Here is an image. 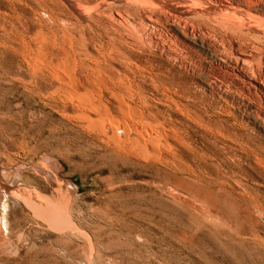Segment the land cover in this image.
Listing matches in <instances>:
<instances>
[{
	"label": "rangeland",
	"instance_id": "1",
	"mask_svg": "<svg viewBox=\"0 0 264 264\" xmlns=\"http://www.w3.org/2000/svg\"><path fill=\"white\" fill-rule=\"evenodd\" d=\"M26 1L30 2V7L9 4L8 0H0V11L2 12H0V264H264V215H262L264 212V192H262L264 191V129L254 118L255 114L236 102L219 101L217 94L209 90L198 89L197 84L207 89L208 83L207 79L200 76L194 77L197 84H192V88L199 95L214 100L212 106L200 108L201 112L207 111L212 115L210 123L207 120L199 121L193 113H190L191 109L195 108L194 104H190L192 101L187 102L186 98L184 100L183 97H179L180 95H177L174 90H169L166 94L170 97L175 95L176 100L180 98L177 100L179 107H173L178 113L174 114L172 110L163 105L158 100L161 93H157L151 87L155 72L149 66L152 52L146 50L140 53V48H138L142 42V35L139 36L141 33H138L137 27L139 18L142 16L141 12L143 13L144 10L141 6L135 7V4H132V9L131 5L126 2L127 0L113 2L111 0L110 4L113 6H106L109 0L108 2L106 0H81V2L75 0L82 3L81 7L75 9L58 4L57 0H44L41 6L36 4L38 0ZM103 2L102 7L96 8L97 3ZM83 3L92 5H88V8ZM116 3L122 9L115 7ZM127 4L131 7L130 14H135V17L132 15V20L130 19L132 16L128 15L129 7L126 9ZM85 7H87L86 12L81 13L82 11L79 10ZM113 9L114 11L109 13V10ZM140 9L143 10L140 11ZM93 12L97 14L105 12L104 15L101 14L104 17L118 14V12L119 14L127 13L126 23H129V27L124 24V38L117 39L115 32L109 26H105L107 24L103 23L104 21ZM136 13H139L140 17L139 15L136 17ZM130 20L133 22L131 23ZM134 20L137 21V23L135 21L136 24ZM40 33L43 34L42 39H40ZM129 36L135 41L132 39L134 42L130 40L128 43ZM43 39L48 43L43 42ZM64 39L67 41L65 42ZM52 40L60 43L56 44ZM68 42L75 45H70ZM61 45H63L62 48ZM63 48L77 63L82 65V67L80 65L79 72L84 78L91 74L88 64L98 60L103 61V63L99 61L100 66L105 65L102 68L111 78H115L121 69L130 72L132 74L130 76L135 77L132 79L129 76L130 80L125 90H121L123 98L127 101L124 100L127 103L132 100L134 102L131 101V103L136 104L140 109H146L148 105L143 95L147 96L153 101L151 105L155 107L154 113L156 115L162 113L166 118H170V126L176 129L168 135L169 137L155 135L161 137V160L158 157L155 158L151 149L147 156L138 151H122L124 155L120 150H115L109 133L106 134L105 129L110 127L111 123L108 122L103 105L108 104L114 116L119 118L121 116L117 115L113 105L109 83L98 82L97 89L93 92L95 97L92 98L91 105L88 103L86 105L81 102V95L85 92L83 89L78 90L76 86L73 88L58 86L52 80L47 72L48 66L52 64L51 61L54 65H58L57 59L64 54ZM40 55L47 59L44 60ZM56 55L58 56L55 57ZM121 55L124 56L121 57ZM38 57L40 60L37 59ZM130 59L138 65L145 64L147 70L131 65ZM37 60L42 63L38 64ZM36 65L39 67L37 68ZM130 65L133 67L131 68ZM127 66L131 69H126ZM39 68L42 70H36ZM34 69L37 71L36 74ZM143 78L144 83H141ZM34 80L38 86L35 85ZM28 83L31 84L28 85ZM54 92L56 95L52 94ZM75 93H79V96ZM108 100L112 104H109ZM187 105L193 108L189 109ZM94 106H100L99 115L94 114ZM85 113L91 114L92 120L101 122L104 129H95L89 120L85 119ZM79 114L84 118L79 117ZM132 120L138 122L139 126L147 123L140 122L133 117ZM145 125L147 126L148 123ZM121 129L125 131L126 127L122 125ZM176 133L181 135L178 136ZM181 136H185L184 139ZM186 137H189V142ZM167 138L172 143L174 142L173 149L166 147L165 139ZM180 138L186 141H181ZM236 141H239V144ZM249 144L252 145L251 148ZM243 146L245 148H242ZM177 148H179L178 151ZM250 149H255V151ZM238 152L244 157H241ZM173 154H177L178 157L175 158ZM231 157L232 159H229ZM162 159L165 160L162 161ZM166 163V167L169 166L167 168L163 166ZM178 168L180 170L182 168L179 173ZM169 171L172 173L170 174ZM183 173L189 177L184 176ZM244 189L247 190L244 191ZM254 197L257 200H252ZM259 198L261 202H258ZM251 201L255 202L251 203ZM258 204L260 206L257 208ZM47 206H54L51 208L53 214L58 212L55 208L60 211L58 214L62 212L60 216L57 215L61 217V220L55 214V220L52 221L50 217L52 213ZM45 207L51 214L45 211ZM260 207H262L260 209L262 213L257 211ZM61 222L63 224H57ZM222 223L226 225V228H230L223 229L225 225ZM230 229L233 237L229 232ZM246 232L250 234L246 235ZM259 238L261 239L258 240ZM245 241L247 244L243 245Z\"/></svg>",
	"mask_w": 264,
	"mask_h": 264
},
{
	"label": "bare ground",
	"instance_id": "2",
	"mask_svg": "<svg viewBox=\"0 0 264 264\" xmlns=\"http://www.w3.org/2000/svg\"><path fill=\"white\" fill-rule=\"evenodd\" d=\"M9 4H14V5H18V6H22V7H30V2L26 1V0H13L10 1L8 0ZM31 1V0H30ZM91 1V0H89ZM98 1V0H97ZM108 2V0H106ZM105 1V2H106ZM109 0V4L107 3V5H112L110 4ZM115 0H112V2ZM5 2V1H4ZM44 0H38L36 2V4L38 6H41V3H43ZM81 2V0H80ZM93 2V1H92ZM127 3H129L132 7V4H135L136 6H141L143 9H140V11L143 10V13L141 12L142 16L140 17L139 13L136 15V17H138L139 15V23L137 24L138 27V33H141L139 36L142 37V42L141 44H139L140 48V53L141 52H145L146 50L151 51L152 52V60L150 61L149 66L153 69L154 72V77L152 79H154V82L152 83V80L150 81L153 86H151L153 89L157 91V93H161L160 97L158 98V100L165 105L168 109L172 110L174 112V114H177L178 112H176V110L173 109V107L178 108L179 107V100L177 97V100L175 99V95L173 96H169L166 93L169 90H174L177 95H180L179 97H183V99L185 100V98L187 99V102L192 101V103L190 104H194L193 106H195L194 109H191V107L189 108V106L187 105V107L189 109H191L192 112L195 115V117H197V119H199V121H209L212 118V115L207 112L203 113L201 112L200 108L202 107H210L214 104V100L213 99H209L206 96L203 95H199L196 91H194V89L192 88V84H195V80L194 77L200 76V77H204L205 79L208 80L207 83V89H205L204 86L197 84L198 89H204V90H209L211 92H213V94L215 93V95L217 94L218 96V100L222 101V102H226L227 100L232 101L233 103L236 102L240 105H242L243 107H245L246 109H249L250 111H252L255 114L256 121L258 123H260L261 127L264 129V0H127ZM124 1V3H126ZM33 3V1H32ZM58 4H62V5H66L69 6L71 8H77V7H81L82 3L76 2L75 0L71 1V0H57ZM85 3H88V1H85ZM104 4L100 3V4H96L97 7L96 8H100L102 7ZM115 4V3H114ZM83 5H90L89 4H84ZM92 5V4H91ZM90 5V6H91ZM94 5V4H93ZM95 5V6H96ZM121 5V4H119ZM129 5V6H130ZM113 6V5H112ZM122 6V5H121ZM125 6V5H124ZM128 4H127V8L128 9ZM134 6V5H133ZM16 7V6H15ZM65 7V6H64ZM68 7V8H69ZM87 7L82 8L79 11H82L81 13L86 12ZM93 7V6H92ZM115 7H119L116 3ZM131 7H129L128 9V15L130 14V9ZM140 7V8H141ZM6 8V7H5ZM4 8V9H5ZM42 8V7H41ZM63 8V7H62ZM70 8V9H71ZM89 8V7H88ZM91 8V7H90ZM122 9V7H119ZM118 8V9H119ZM23 9V8H22ZM32 9V8H31ZM45 9V8H44ZM67 9V7H66ZM65 9V10H66ZM86 9V10H85ZM110 9V7H109ZM117 9V8H115ZM117 9V10H118ZM125 9V8H123ZM125 9V10H126ZM133 9V7H132ZM136 9V8H134ZM6 10V9H5ZM24 10V9H23ZM34 10V9H33ZM85 10V11H83ZM92 10V9H91ZM101 10V9H100ZM108 10V9H107ZM116 10V12H117ZM138 10V9H137ZM136 10V11H137ZM94 11V9H93ZM99 11V10H98ZM105 11V10H103ZM111 11L113 12V10H109V13H111ZM127 11V10H126ZM123 10V12H126ZM134 11V10H133ZM139 11V10H138ZM1 12V11H0ZM14 12V11H13ZM21 12V11H20ZM46 12V11H45ZM102 12V11H101ZM108 11H106L107 13ZM132 12V11H131ZM2 13V12H1ZM35 13V12H34ZM52 13V12H51ZM69 13V12H68ZM76 13V12H75ZM97 15V17L99 19H101L102 21H104L103 23L107 24L105 26H109L114 32L115 35L117 36V39H123L124 38V34H123V29H125L124 24L126 25L127 23V16L126 14H110L108 16V14H106L108 17H104L102 15H104L105 12L99 13L97 14L96 12H93ZM115 13V12H114ZM41 14V13H39ZM72 14V13H71ZM102 14V15H101ZM9 15V14H8ZM7 15V16H8ZM37 15V14H36ZM79 15V14H78ZM105 15V16H106ZM131 16L135 14H130ZM157 17H156V16ZM19 16V15H18ZM41 16V15H40ZM39 16V17H40ZM68 16V15H67ZM75 16V15H74ZM92 16V15H91ZM90 16V17H91ZM3 17V16H2ZM14 17V16H13ZM28 17V16H27ZM79 17V16H78ZM25 18V17H24ZM55 18V17H54ZM52 18V19H54ZM129 18V17H128ZM29 19V18H28ZM59 19V18H58ZM80 19V18H79ZM130 19H133L130 17ZM40 21V19H37ZM82 20V19H81ZM90 20V19H89ZM88 20V21H89ZM130 20V22H131ZM138 20V19H137ZM129 21V20H128ZM136 20H134L135 23ZM81 22V21H80ZM96 22V21H95ZM133 22V21H132ZM131 22V23H132ZM42 23V22H41ZM59 23H61L59 21ZM101 23V22H100ZM130 23V24H131ZM137 23V21H136ZM135 23V24H136ZM70 24V23H69ZM99 24V23H98ZM33 25V24H32ZM59 25V24H58ZM71 25V24H70ZM69 25V26H70ZM129 27V23L127 24ZM126 25V27H127ZM40 26V25H39ZM102 25H100L101 27ZM14 27V26H13ZM42 28V27H41ZM53 29V28H52ZM63 29V28H62ZM68 29V27L66 28ZM85 29V28H84ZM127 29V28H126ZM5 30V29H4ZM61 30V29H60ZM93 30V29H92ZM49 31V30H48ZM70 31V30H69ZM133 31V30H132ZM135 31V30H134ZM41 32V31H40ZM43 32V31H42ZM50 32V31H49ZM75 32V29H74ZM105 32V31H104ZM129 32V31H128ZM19 33V32H18ZM24 33V32H22ZM69 35V32H67ZM77 33V32H76ZM45 34V33H44ZM71 34V33H70ZM91 34V33H90ZM110 34V33H109ZM112 34V33H111ZM110 34V35H111ZM126 34V33H125ZM129 34V33H128ZM133 34V33H132ZM43 35L42 33H40V36ZM54 35V34H53ZM66 35V33H65ZM82 34H80L81 36ZM103 35V34H102ZM113 35V34H112ZM127 35V34H126ZM125 35V36H126ZM11 36V35H10ZM9 36V37H10ZM39 34L38 37L40 38ZM84 36V35H83ZM96 36V35H95ZM138 36V35H137ZM28 37V36H27ZM45 37L47 38L46 34ZM44 37V38H45ZM52 37V35H51ZM50 37V38H51ZM82 37V36H81ZM108 37V35H107ZM128 37V36H127ZM134 37V36H133ZM136 37V36H135ZM30 38V37H29ZM37 38V39H39ZM53 38V37H52ZM57 38V37H54ZM67 38V37H66ZM84 38V37H83ZM18 39V38H17ZM23 39V38H22ZM28 39V38H27ZM36 39V38H35ZM42 39V36L41 38ZM58 39V38H57ZM72 39V38H71ZM79 39V38H78ZM86 39V38H85ZM94 39V37H93ZM102 39V38H101ZM100 39V40H101ZM114 39V37H113ZM112 39V40H113ZM116 39V40H117ZM129 40L128 43H130V40L133 41L134 39L131 38V36H129V38H127ZM133 39V40H132ZM5 40V39H4ZM44 40V39H43ZM42 40V41H43ZM80 40V39H79ZM104 40V38H103ZM127 40V41H128ZM22 41V40H20ZM31 41V40H30ZM41 41V40H40ZM39 41V42H40ZM41 41V42H42ZM47 41V40H46ZM46 41L44 40L43 42L46 43ZM54 40H52L53 42ZM64 41L66 42L67 39ZM63 41V43H64ZM88 41V40H87ZM111 41V40H110ZM121 41V40H119ZM123 41V40H122ZM135 41V40H134ZM133 41V42H134ZM37 42V41H36ZM50 42V43H52ZM72 42V41H71ZM75 42V41H74ZM83 42V41H82ZM112 42V41H111ZM126 43V41H123ZM122 42V43H123ZM26 42H24L25 44ZM28 43V42H27ZM48 43V42H47ZM46 43V44H47ZM54 43L58 44L60 42L57 43V40L54 41ZM70 42H68L69 44ZM116 43V42H115ZM120 43V42H119ZM41 44V43H40ZM40 44L39 47H40ZM44 44V43H43ZM45 44V45H46ZM53 44V43H52ZM55 44V45H56ZM72 43H70L71 45ZM99 44V43H98ZM114 44V43H113ZM121 44V43H120ZM6 45V44H5ZM26 45V44H25ZM54 45V44H53ZM65 45V44H64ZM75 45V44H72ZM115 45V44H114ZM130 45V44H129ZM58 47V45H56ZM55 46V47H56ZM63 45H61L62 48ZM68 46V45H67ZM102 46V45H100ZM12 47V46H11ZM42 47V46H41ZM44 47V46H43ZM42 47V48H43ZM52 47V46H51ZM72 46H70V50H72L73 48H71ZM74 47V46H73ZM82 47V46H81ZM98 47V46H97ZM116 47V46H114ZM124 47V46H123ZM122 47V48H123ZM5 48V47H4ZM14 48V47H13ZM30 48V47H29ZM45 48V47H44ZM46 48H48L46 46ZM54 48V47H53ZM60 48V49H61ZM66 48V47H65ZM65 48H63L64 50V54L59 57L58 60V65H54L53 61L52 64L49 67V69L47 70L48 75L52 77V80L55 81V83L58 86H65V87H71L73 88L74 86H76L78 88V90H84V94L81 95V102L82 103H88L90 104L93 100L92 98L95 97L94 93L97 89L98 86V82H103V83H109L110 84V89H111V93H112V102L113 105L116 108V112L118 113L117 115H120L121 117H116L113 115V111L110 107H108L106 104L103 105L105 106V114L107 115L108 118V122L111 123L110 127L106 128V134L110 135V139L111 141L114 143V147L115 150H120L121 154L122 151H138L140 152L142 155L147 156L151 151L153 152V155H155V158L157 159V157L161 160L162 157V152H161V137L160 136H155V135H171L172 132H175L176 129L170 126V118H166L164 116V114H158L156 115L154 113V108L152 107V103H151V99L148 98L147 96H144L143 94V98L145 99V102L147 103V108L146 109H140L136 104L134 103H127L126 99L123 98V94H121V90L124 89L125 90V86L128 84V81L130 80L129 76H130V72L126 71V70H120L119 74L115 77V78H111L109 76H107L106 72L104 71V66L102 67L100 66V62L101 60H98L97 62H90L88 64V68H89V72L91 71V74L89 75V77L87 76V78H84L82 76V74H80L79 72V68L80 65L79 63H77L73 57L70 55V53L68 51L65 50ZM68 48V47H67ZM78 48V47H77ZM103 48V47H102ZM121 48V50H122ZM27 49V48H26ZM52 49V48H51ZM58 49V48H57ZM125 49V48H124ZM9 50V48H8ZM24 50V49H23ZM43 50V49H42ZM46 50V49H44ZM69 50V49H68ZM82 50V48H81ZM84 50V48H83ZM99 50V49H98ZM103 50V49H102ZM12 51V50H10ZM19 51V50H18ZM29 51V50H28ZM37 51V50H34ZM33 51V52H34ZM54 51V50H53ZM61 51V50H59ZM76 51V50H75ZM85 51V50H84ZM48 52V51H47ZM74 52V51H73ZM120 52V51H119ZM122 52V51H121ZM23 53V51H22ZM27 53V52H26ZM36 53V52H35ZM50 53V52H49ZM55 53V52H54ZM118 53V51H117ZM123 53V52H122ZM121 53V54H122ZM39 54L40 51H39ZM62 54V53H61ZM79 54V53H78ZM87 54V53H86ZM90 54V53H89ZM102 54V53H101ZM127 55V52L124 53V55ZM130 54V53H129ZM23 55V54H22ZM28 55V54H27ZM34 55V54H33ZM37 55V54H36ZM55 55V54H54ZM74 55V54H73ZM124 55H121V57H123ZM125 55V56H126ZM151 55V54H150ZM26 56V54H25ZM31 56V55H30ZM49 56V55H46ZM58 55H56L55 57H57ZM149 56V55H148ZM35 57V56H34ZM40 57H42L40 55ZM146 57V56H145ZM150 57V56H149ZM27 58V56H26ZM29 58V57H28ZM44 59V57H42ZM49 58V57H48ZM107 58V57H106ZM129 58V57H128ZM35 59V58H33ZM39 59V57L37 58ZM42 60V62H45L44 60H46L47 58H45L44 60ZM54 59V58H53ZM52 59V60H53ZM102 59V57H101ZM143 59V58H142ZM150 59V58H149ZM146 60L147 62L149 61ZM29 60V59H27ZM40 60V59H39ZM38 64H41L39 63ZM49 60V59H48ZM82 60V59H81ZM97 60V59H96ZM95 60V61H96ZM117 60V59H116ZM115 60V61H116ZM137 60V59H136ZM111 61V60H110ZM120 61V60H118ZM138 61V60H137ZM136 61V62H137ZM23 62V61H22ZM31 62H33V60L31 59ZM36 62V61H35ZM34 62V63H35ZM81 63V61H79ZM142 62V61H141ZM144 62V61H143ZM146 62V63H147ZM30 65V62H28ZM37 63V62H36ZM48 63V61H47ZM101 63H103V61H101ZM104 63H107V61H104ZM111 63V62H110ZM114 64V62H112ZM124 63V62H123ZM37 64V65H38ZM45 64V63H43ZM87 64V63H86ZM127 64V63H126ZM130 64L134 65L136 68L138 69H146V65L145 64H137L135 62H132L130 59ZM148 64V63H147ZM36 65V67H37ZM85 65V64H84ZM111 65V64H110ZM130 65V66H131ZM32 66V64L30 65ZM87 66V65H86ZM85 66V68H87ZM122 66V64H121ZM33 67V66H32ZM39 67V66H38ZM37 67V68H38ZM41 67V65H40ZM46 67V66H44ZM43 67V68H44ZM82 67V65H81ZM84 67V66H83ZM133 66H131L132 68ZM130 68V67H126ZM130 68V69H131ZM149 68V67H148ZM83 69V68H82ZM134 69V68H133ZM155 69V70H154ZM36 70H40L36 69ZM35 74H36V71ZM107 70V69H106ZM114 70V69H113ZM144 70V71H146ZM151 71V70H150ZM149 72V71H148ZM30 73V72H29ZM34 73V72H33ZM42 74V72H40ZM118 73V72H117ZM142 73V72H141ZM39 74V72L37 73ZM147 74V73H146ZM151 74V73H150ZM132 75V74H131ZM137 75V74H136ZM145 75V74H144ZM148 75V74H147ZM153 75V74H152ZM37 76V75H36ZM42 76V75H41ZM86 76V75H85ZM40 77V76H39ZM44 77V76H43ZM46 77V76H45ZM132 77V76H130ZM152 77V76H151ZM35 78V77H34ZM38 78V77H36ZM135 78V77H134ZM132 77V79H134ZM142 78V77H140ZM22 79V78H21ZM146 79V78H145ZM28 80V79H27ZM33 80V79H32ZM39 80V79H38ZM140 80V79H139ZM143 81L141 83H144V78L142 79ZM150 80V79H149ZM19 81V80H18ZM146 81V80H145ZM148 81V79H147ZM32 82V81H31ZM33 82H35L36 85V81L34 80ZM149 82V83H150ZM130 83V82H129ZM148 83V82H147ZM146 83V84H147ZM26 84V83H25ZM31 83H28V85ZM34 84V83H33ZM101 84V83H99ZM139 84V83H138ZM136 84V85H138ZM108 85V84H107ZM142 85V84H141ZM204 85V84H203ZM31 86V85H30ZM38 86V85H36ZM44 87V85H42ZM35 87V86H32ZM101 87V86H100ZM140 87V84H139ZM196 87V86H195ZM31 88V87H30ZM55 88V86H54ZM60 88V87H59ZM107 88V87H106ZM137 88V87H136ZM29 89V88H28ZM38 89V87H37ZM108 89V88H107ZM127 89V87H126ZM146 89V88H144ZM151 90V88H149ZM197 89V88H195ZM32 90V89H31ZM59 90V89H58ZM57 90V91H58ZM63 90V89H62ZM65 90V88H64ZM75 91H77L76 89H74ZM141 90V89H140ZM41 91V90H40ZM56 91V92H57ZM35 92V91H34ZM61 94V90L59 91ZM58 92V93H59ZM80 92V91H79ZM129 92V91H128ZM139 92V91H138ZM144 92V91H143ZM173 92V93H175ZM57 93V94H58ZM68 92H66L67 94ZM131 93V92H129ZM202 93V92H201ZM53 95H56L55 92L52 93ZM65 94V93H63ZM62 94V95H63ZM74 94V93H72ZM75 94H79V93H75ZM133 95V93H131ZM138 94V93H137ZM204 94V93H203ZM208 94V92L206 93ZM210 94V93H209ZM212 94V93H211ZM51 95V94H50ZM76 95V96H77ZM125 95V94H124ZM135 95V94H134ZM173 95V94H171ZM176 95V96H177ZM65 96V95H64ZM68 96V95H67ZM75 96V95H74ZM79 96V95H78ZM141 96V95H140ZM71 97V95H70ZM101 97V96H100ZM125 97V96H124ZM128 97V96H127ZM69 98V97H68ZM76 98V97H74ZM115 98V99H114ZM57 99V98H56ZM61 99V98H59ZM94 99V98H93ZM126 101H125V100ZM130 99V97H129ZM67 100V99H66ZM110 100V99H109ZM108 100V101H109ZM111 101V100H110ZM109 101V104H112V102ZM181 101V100H180ZM67 102V101H66ZM79 102V101H78ZM134 102V101H132ZM153 102V101H152ZM75 103V102H74ZM95 103V102H94ZM182 103V102H181ZM180 103V104H181ZM232 103V105H233ZM63 104V103H62ZM80 104V103H79ZM93 104V103H92ZM154 104V103H153ZM186 104V103H185ZM183 104V105H185ZM228 104V103H226ZM87 105V104H86ZM91 105V104H90ZM94 105V104H93ZM182 105V104H181ZM229 105V104H228ZM84 107V106H83ZM95 107L94 110V114L95 115H99L101 113L100 111V106ZM182 107V106H180ZM224 107V106H223ZM222 107V108H223ZM232 107V106H231ZM241 107V106H240ZM65 108V107H64ZM79 108V107H78ZM183 108V107H182ZM193 108V107H192ZM212 108V107H211ZM235 108V107H234ZM242 108V107H241ZM81 109V108H79ZM157 109V108H156ZM159 109V107H158ZM181 108H179L180 110ZM185 110V108H183ZM188 109V111H189ZM210 109V108H209ZM92 110V109H91ZM114 110V109H113ZM160 110V109H159ZM158 110V111H159ZM200 110V111H199ZM166 111V110H165ZM225 111V110H224ZM248 111V110H247ZM168 112V110H167ZM211 112V111H210ZM104 113V112H103ZM102 113V116L104 115ZM171 113V111H170ZM226 113V112H225ZM230 113V112H229ZM250 113V112H249ZM82 114V113H81ZM85 119H88L90 124L95 128V129H104L103 128V124L99 121H95L92 120L91 118V114L87 115V113H85ZM166 114V113H165ZM184 114V113H183ZM252 114V113H251ZM83 115V114H82ZM82 115H78L79 117H83ZM105 115V116H106ZM232 115V114H231ZM140 122H147L148 125L146 126L144 123L142 125L146 126H139L138 122H135L134 120H132V117ZM178 116V115H177ZM184 116V115H183ZM229 116V115H228ZM227 116V117H228ZM131 117V118H130ZM168 117V116H167ZM84 118V117H83ZM104 118V117H102ZM106 118V117H105ZM106 118V119H107ZM214 118V117H213ZM81 119V118H79ZM189 119V118H188ZM100 120V119H99ZM103 120V119H102ZM105 120V119H104ZM190 120V119H189ZM187 120V121H189ZM220 120V119H218ZM84 121V120H83ZM175 120H173L174 122ZM221 121V120H220ZM255 121V120H254ZM139 122V123H140ZM212 122V121H211ZM228 122V121H227ZM226 122V123H227ZM241 122V121H240ZM210 123V121L208 122ZM225 123V122H224ZM105 124V122H104ZM141 124V123H140ZM177 124V123H176ZM107 125V124H106ZM124 125L126 127L125 131H123L121 129V126ZM180 125V124H179ZM211 125V124H210ZM106 127V126H105ZM212 127V126H211ZM216 127V126H215ZM90 128V127H89ZM206 128V127H205ZM94 129V130H95ZM207 129V128H206ZM97 133V132H96ZM213 133V132H212ZM215 133V132H214ZM237 133V132H236ZM102 134V133H101ZM104 134V132H103ZM216 134V133H215ZM239 134V133H238ZM245 134V133H244ZM122 135V136H121ZM176 135H181L176 133ZM237 135V134H236ZM166 136V137H167ZM183 136V135H182ZM181 136V137H182ZM193 136V135H192ZM221 136V135H220ZM247 136L249 137V135L247 134ZM169 137V136H168ZM175 137V136H174ZM185 137V136H184ZM184 137H182L184 139ZM203 137V136H202ZM232 137V136H231ZM182 138L181 141L183 140ZM189 137H186V139H188ZM256 138V137H255ZM164 139V138H163ZM183 140L184 142L186 141ZM200 139V138H199ZM250 139V138H249ZM190 139L187 140V142H189ZM228 140V139H227ZM240 140V139H239ZM257 140V139H256ZM230 141V140H229ZM245 141V138H244ZM243 141V143H244ZM258 141V140H257ZM254 141V142H257ZM235 142V141H233ZM237 142V141H236ZM247 142V141H246ZM260 142V141H259ZM258 142V143H259ZM174 143V142H173ZM172 141H170L168 138L165 139V145L167 148L169 149H173L174 145H173ZM195 143V142H194ZM216 143V142H215ZM220 143V142H219ZM239 144V141L237 142ZM236 143V144H237ZM257 143V144H258ZM180 144V143H178ZM193 144V143H191ZM225 144V143H224ZM247 144V143H246ZM245 144V145H246ZM163 145V144H162ZM194 145V144H193ZM211 145V144H210ZM214 145V144H213ZM229 145V144H228ZM226 145V146H228ZM233 145V144H232ZM242 145V144H241ZM250 145V144H249ZM260 145V143H259ZM263 145V144H262ZM176 146V145H175ZM235 146V145H234ZM238 147V145H236ZM240 146V145H239ZM247 146V145H246ZM252 145H250L249 148H251ZM255 146V145H253ZM193 147V146H192ZM232 147V146H231ZM241 147V146H240ZM239 147V149H240ZM257 147V146H256ZM255 147V149H256ZM117 148V149H116ZM194 148V147H193ZM197 148V147H196ZM229 148V147H228ZM242 148H245L244 146ZM179 148H177L178 151ZM200 149V148H199ZM255 149H253L255 151ZM262 149V147H261ZM260 149V150H261ZM201 150V149H200ZM210 150V149H209ZM222 150V149H221ZM245 150V149H243ZM248 150V149H246ZM251 150V149H250ZM251 150V151H253ZM165 151V150H164ZM194 151V150H193ZM233 150H231L232 152ZM242 151V150H241ZM251 151H249L251 153ZM119 152V151H118ZM176 152V151H175ZM195 152V151H194ZM197 152V151H196ZM200 152V151H199ZM230 152V153H231ZM236 152V151H235ZM243 152V151H242ZM261 152V151H260ZM165 153V152H164ZM177 153V152H176ZM227 153V152H226ZM239 153V152H238ZM245 153V152H243ZM249 153V154H250ZM257 153V152H256ZM259 153V151H258ZM262 153V152H261ZM133 154V153H132ZM171 154V153H170ZM180 154V153H179ZM182 154V153H181ZM180 154V155H181ZM220 154V153H219ZM240 154V153H239ZM252 154V153H251ZM254 154V153H253ZM264 154V152H263ZM125 155V153H124ZM137 155V154H136ZM139 155V154H138ZM152 155V154H150ZM152 155V156H153ZM174 156H176L175 158L178 157V155L173 154ZM228 155V154H227ZM231 155V154H230ZM241 155V154H240ZM246 155V154H244ZM191 156V155H189ZM219 156V155H218ZM235 156V155H234ZM233 156V157H234ZM243 156V154L241 155V157ZM249 156V155H247ZM257 156V154H256ZM151 157V156H150ZM154 157V156H153ZM216 157V156H215ZM222 157V155H221ZM244 157V156H243ZM153 158V159H155ZM171 158V156H170ZM240 158V157H239ZM251 158V157H250ZM249 158V159H250ZM166 159V158H165ZM165 159H162L165 160ZM218 159V158H217ZM220 159V158H219ZM229 159H232L229 158ZM238 158H236L237 160ZM261 159V158H260ZM158 160V161H160ZM173 160V159H172ZM171 160V161H172ZM234 160V161H236ZM240 160V159H238ZM246 160H248V158H246ZM252 160V159H251ZM259 160V159H258ZM262 160V159H261ZM160 161V163L162 162ZM176 161V160H175ZM243 161V159H242ZM256 161V160H255ZM254 161V163H256ZM174 162V161H173ZM181 161H179L180 163ZM200 162V161H199ZM246 162V161H245ZM259 162V161H258ZM164 163V162H163ZM168 163V162H167ZM167 163L165 165H163L164 167H166ZM178 165V162H176ZM184 163V161H183ZM182 163V164H183ZM247 163V162H246ZM245 163V164H246ZM253 163V162H252ZM264 163V162H263ZM197 164V163H196ZM202 164V163H201ZM199 164V166L201 165ZM248 164V163H247ZM251 164V163H250ZM257 164V163H256ZM262 164V162H261ZM162 165V164H161ZM228 165V163H227ZM234 165V164H233ZM255 165V164H254ZM260 165V164H259ZM258 165V167H259ZM162 166V167H163ZM247 166V165H246ZM250 166V165H249ZM161 167V168H162ZM169 167V166H167ZM166 167V168H167ZM175 167V165H174ZM174 167L172 168L174 170ZM179 167V166H177ZM191 167V166H190ZM240 167V166H239ZM244 167V166H242ZM252 167V165H251ZM164 168V169H166ZM194 168V166H193ZM201 168V167H200ZM262 168V167H261ZM190 169V168H189ZM192 169V168H191ZM190 169V170H191ZM234 169V168H233ZM163 170V169H162ZM170 170V169H169ZM179 168H178V173H179ZM182 170V168H181ZM180 170V172H181ZM189 170V172H190ZM224 170V169H223ZM244 170V169H243ZM188 171V169H187ZM193 171V170H192ZM242 171V170H241ZM258 171V170H257ZM261 171V170H260ZM170 174L172 173L171 171H169ZM195 172V171H194ZM200 172V171H199ZM229 172V171H228ZM236 173V171H234ZM244 172V171H243ZM262 172V171H261ZM177 173V172H175ZM247 173V172H246ZM249 173V172H248ZM190 174V173H189ZM197 174V173H194ZM162 175V174H161ZM166 176L168 175L165 174ZM175 175V174H174ZM181 175V173H180ZM184 175V173H183ZM187 175V174H186ZM184 175V176H186ZM261 175V174H260ZM264 175V174H263ZM188 176V175H187ZM192 176V175H191ZM236 176V175H235ZM239 176V175H238ZM165 177V176H164ZM176 177V176H173ZM189 177V176H188ZM198 177V176H195ZM264 177V176H263ZM169 178V177H167ZM260 178V177H259ZM199 179V177H198ZM245 179V178H244ZM165 180V179H164ZM195 180V179H194ZM249 180V179H248ZM247 180V181H248ZM263 180V179H261ZM161 181V180H160ZM250 182V181H248ZM162 183V181H161ZM167 183V182H165ZM171 183V182H169ZM168 183V184H169ZM184 184V182H183ZM182 184V186H183ZM259 184V183H258ZM257 184V185H258ZM164 185V182H163ZM179 185V184H178ZM241 185V184H240ZM246 185V184H245ZM249 185V184H248ZM260 185V184H259ZM172 186V185H170ZM234 186V185H233ZM242 186V185H241ZM264 186V185H263ZM174 187V185H173ZM181 187V186H180ZM193 187V186H192ZM237 187V186H236ZM175 188V187H174ZM178 188V187H177ZM176 188V189H177ZM190 188V187H189ZM196 188V187H195ZM234 188V187H233ZM240 188V187H239ZM244 188V186H243ZM241 188V189H243ZM191 189V188H190ZM238 189V188H237ZM259 189V188H258ZM261 189V188H260ZM259 189V190H260ZM179 190V189H178ZM181 190V189H180ZM227 190V189H225ZM235 190V189H234ZM247 190V189H246ZM244 189V191H246ZM256 190V189H255ZM193 191V190H192ZM237 191V190H236ZM248 191H250L248 189ZM216 192V191H214ZM257 192V190H256ZM260 192V191H259ZM258 192V193H259ZM264 192V191H262ZM192 193V192H191ZM249 193V192H247ZM198 194V193H197ZM234 194V193H232ZM241 194V192H240ZM243 194V193H242ZM251 194V193H250ZM253 194V192H252ZM251 194V195H252ZM190 195V194H188ZM228 195V194H227ZM230 195V194H229ZM260 195V194H259ZM263 195V194H262ZM262 195L260 196L262 198ZM198 196V195H196ZM231 196V195H230ZM242 197L244 196L241 195ZM253 196V195H252ZM258 196V195H257ZM240 197V196H239ZM256 197V196H255ZM252 199V200H257V199ZM259 197V196H258ZM226 198V197H225ZM234 198V197H233ZM228 199V198H227ZM232 200V198H231ZM236 200H238L236 198ZM241 200V199H240ZM260 198L258 199V202ZM31 201V199H30ZM194 201V200H193ZM230 201V200H229ZM249 201V200H246ZM255 201H251V203H253ZM225 203V202H224ZM244 203V202H243ZM213 204V203H212ZM218 204V203H217ZM220 204V202H219ZM250 204V202L248 203ZM247 204V205H248ZM199 205V204H198ZM253 205V204H252ZM251 205V206H252ZM256 205V203H255ZM254 205V207H255ZM264 205V204H263ZM38 206V205H37ZM52 206V205H51ZM51 206H47L49 209V211L53 214L54 212L53 207ZM213 206V205H212ZM243 206V205H242ZM260 206L259 204L257 205ZM262 206V203H261ZM217 208V206H215ZM223 207V206H222ZM221 207V209H222ZM235 207V206H234ZM253 207V208H254ZM224 208V207H223ZM237 208V206H236ZM247 208H251V207H247ZM252 208V209H253ZM46 209V210H45ZM45 211H47V208L45 207ZM251 209V210H252ZM260 209H262V207H260L259 209H257L258 212H263ZM55 210H57L58 212H60L57 208H55ZM198 210V209H197ZM205 210V209H204ZM217 210V209H216ZM239 210V209H237ZM254 210H256V208H254ZM47 211V212H49ZM200 211V210H199ZM218 211V210H217ZM243 211V210H242ZM49 212V214H51ZM56 214V217H59L61 215V213ZM203 212V210H202ZM221 212V211H220ZM224 212V211H223ZM235 212V211H234ZM252 212V211H251ZM254 212V211H253ZM64 213V212H63ZM199 213V212H198ZM201 213V212H200ZM226 213V212H224ZM232 213V212H231ZM242 213V212H241ZM256 213V212H255ZM43 214V213H42ZM50 217H52V221H54L55 219V214H53ZM65 214V213H64ZM227 214V213H226ZM259 214V213H258ZM59 215V216H57ZM205 215V214H204ZM264 215V212L263 214ZM256 216V215H255ZM47 217V216H46ZM233 217V215H232ZM261 217V216H260ZM57 219V218H56ZM202 219V218H201ZM212 219V218H211ZM243 219V218H242ZM245 219V218H244ZM243 219V220H244ZM63 220V219H62ZM197 220V219H196ZM65 221V220H64ZM68 221V220H66ZM215 221V220H214ZM218 222V220H216ZM237 221V220H236ZM247 221V220H246ZM59 222V221H58ZM63 222V221H62ZM57 223L59 225L63 224V223ZM204 222V221H203ZM216 222V223H217ZM207 223V222H204ZM221 223V222H220ZM224 223V222H223ZM222 223V224H223ZM264 223V222H263ZM262 223V224H263ZM202 224V223H201ZM213 225V224H211ZM221 225V224H220ZM219 225V226H220ZM225 225V224H223ZM228 225V223H227ZM251 225V224H249ZM259 225V224H258ZM209 226V225H208ZM231 226V225H230ZM263 226V225H262ZM262 226H260L262 228ZM223 226L221 225L220 228H222ZM256 227V226H255ZM259 227V228H260ZM230 227L226 228L223 227V229L227 230ZM254 228V226H253ZM258 228V229H259ZM257 229V228H255ZM231 230V229H230ZM229 232H231L232 234V230ZM240 230V229H239ZM249 230H251V228H249ZM247 230V231H249ZM261 230V229H260ZM205 231V230H204ZM235 231V230H233ZM254 230H252L253 232ZM228 232V233H229ZM251 232V231H250ZM251 232V233H252ZM258 232V230H257ZM260 232V231H259ZM256 233V232H254ZM261 233V232H260ZM249 235V232H246V235ZM257 234V233H256ZM262 234V233H261ZM260 234V235H261ZM245 235V236H246ZM260 235H256V236H260ZM233 237V234H232ZM236 237V236H235ZM240 237V235H239ZM252 237V235H251ZM257 237V238H258ZM262 237V236H261ZM238 238V236H237ZM256 238V240H257ZM264 238V237H263ZM236 239V238H235ZM241 239V238H239ZM236 239V240H239ZM245 239V238H244ZM251 239V238H250ZM261 238H259L258 240H260ZM234 240V241H236ZM243 240V239H241ZM254 240V239H253ZM247 241V239H246ZM244 242L243 245L247 242ZM263 241V240H262ZM238 242V241H237ZM240 242V241H239ZM260 242V241H259ZM256 243V242H255ZM254 243V244H255ZM239 244V243H238ZM240 244H242L240 242ZM252 245V244H251ZM250 247V246H249ZM262 247V245H261ZM258 248V247H257ZM263 249V248H262Z\"/></svg>",
	"mask_w": 264,
	"mask_h": 264
}]
</instances>
